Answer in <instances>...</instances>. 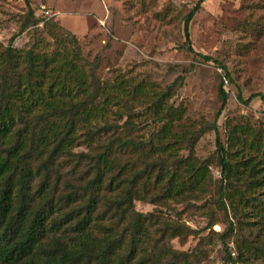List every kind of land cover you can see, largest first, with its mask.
Listing matches in <instances>:
<instances>
[{"label": "trees", "instance_id": "16d2710c", "mask_svg": "<svg viewBox=\"0 0 264 264\" xmlns=\"http://www.w3.org/2000/svg\"><path fill=\"white\" fill-rule=\"evenodd\" d=\"M205 2L198 0L182 19L183 47L224 69L219 88L224 107L229 94L223 83L231 80L230 73L212 57L197 54L190 37V24ZM29 17L34 19L32 10ZM30 25L36 27L38 20L26 23L20 33ZM45 28L55 39L52 51L43 50L40 43L17 50L13 37L0 64V264H187V255L166 243L194 231L164 213L143 214L135 209V202L141 200L154 205L159 199L199 200L211 186L208 163L195 157L194 136L188 142L189 156L177 157L174 152L163 156L171 145L168 140H184L175 128L186 110L170 104L177 83L164 91L152 83L125 79L110 84L98 75L96 62L84 60L76 41L65 35L68 32L54 23ZM84 79L87 89L81 85ZM259 97L264 101L263 94L239 99L249 104ZM148 123L156 131L146 139ZM213 129L222 167L218 202L227 211V200L239 198L242 203L245 199L241 187L264 186L256 178L264 155L261 161L249 159V170L246 165L240 170L242 164H233L232 153L221 143L217 124ZM239 133L250 132L243 126L229 132L231 146L240 145L241 153L264 148V143L250 144ZM93 144L99 151L82 156L92 162L84 181H69L58 202L44 196V202L35 206L29 190L31 178L37 176L35 169L45 171L44 193L49 174L57 172L55 162L71 156L77 147ZM37 162L41 168H36ZM108 180L115 188L107 190ZM233 231L230 227L226 234H217L227 264H254L253 259L264 256V247L252 248L243 241L237 244V259L231 258L227 237Z\"/></svg>", "mask_w": 264, "mask_h": 264}, {"label": "rangeland", "instance_id": "374dc122", "mask_svg": "<svg viewBox=\"0 0 264 264\" xmlns=\"http://www.w3.org/2000/svg\"><path fill=\"white\" fill-rule=\"evenodd\" d=\"M197 2L0 0V64L13 37L17 50L26 51L40 43L43 50L52 51L56 46L55 39L45 25L54 23L68 32L65 34L68 38L76 41L75 46L80 48L86 62L98 64V75L103 81L113 84L117 79H125L152 83L159 91L177 83L170 104L186 110L175 128L177 136L184 140L177 141L178 144L176 140H168L171 145L163 156L168 158L169 152H174L177 157L189 156L191 144L188 142L194 136L195 157L208 163L211 186L199 200L159 199L158 205L141 200L135 202V209L143 214L164 213L167 218L186 224L194 231L187 237L166 243L176 252L186 254L187 264H227V252L217 234H226L230 227L234 231L227 237V243L234 260L238 257L237 244L243 241L252 248L264 247V186L250 188L246 184L241 187L245 193L242 203L239 198L227 200V211L219 205L222 167L217 152V134L213 129L217 124L221 143L232 153V163L242 164L240 170L244 171V165L249 170V159L262 160L264 148L258 153L248 149L241 153L240 145L231 146L229 132L234 126H243L250 133H239L241 139L255 145L264 143V101L259 97L249 104L243 102L253 94L264 95V0H206L190 24L191 42L196 53L212 57L230 73L231 80L228 84L223 83L229 94L224 107L219 96L224 69L214 61L206 62L188 53L183 47L182 19ZM30 10L38 25H30L20 33L26 23L35 22L29 17ZM81 85L87 89L89 84L85 80ZM160 127L158 125V131ZM155 131L154 125L148 123L146 139ZM97 148L98 144L80 146L71 156L58 159L54 165L57 172L53 170L49 174L44 193L41 186L45 171L35 169L37 176L31 178L29 189L34 205H40L48 197L58 202V198L67 192L69 181L83 182L87 172L92 170V162L82 156L96 154ZM37 164L36 168H41V162ZM117 173L118 169L113 172L114 175ZM256 178L264 184V164L257 168ZM109 182L105 183L107 190L115 188L113 184L109 186ZM253 262L264 264V256Z\"/></svg>", "mask_w": 264, "mask_h": 264}, {"label": "built area", "instance_id": "2783aa9c", "mask_svg": "<svg viewBox=\"0 0 264 264\" xmlns=\"http://www.w3.org/2000/svg\"><path fill=\"white\" fill-rule=\"evenodd\" d=\"M225 83H226V84H228V81H225ZM232 255L234 256V255H235V253H234V252H232Z\"/></svg>", "mask_w": 264, "mask_h": 264}]
</instances>
